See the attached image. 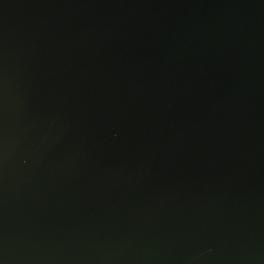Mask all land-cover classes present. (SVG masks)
<instances>
[{
	"label": "water",
	"instance_id": "1",
	"mask_svg": "<svg viewBox=\"0 0 264 264\" xmlns=\"http://www.w3.org/2000/svg\"><path fill=\"white\" fill-rule=\"evenodd\" d=\"M0 264H264V0H0Z\"/></svg>",
	"mask_w": 264,
	"mask_h": 264
}]
</instances>
